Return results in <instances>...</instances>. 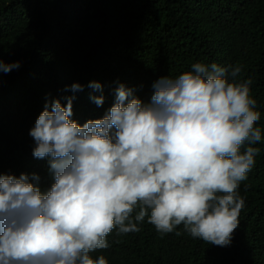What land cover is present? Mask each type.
I'll list each match as a JSON object with an SVG mask.
<instances>
[{
    "label": "clouds",
    "instance_id": "obj_1",
    "mask_svg": "<svg viewBox=\"0 0 264 264\" xmlns=\"http://www.w3.org/2000/svg\"><path fill=\"white\" fill-rule=\"evenodd\" d=\"M20 67L0 60V74ZM241 72L195 62L154 81L147 102L120 84L103 117L83 125L73 104L85 86H65L73 94L65 103L46 100L28 134L51 183L42 190L35 173L0 174V264H109L93 253L145 221L160 238L230 246L246 204L240 187L264 143L252 80ZM87 87L102 107V84Z\"/></svg>",
    "mask_w": 264,
    "mask_h": 264
},
{
    "label": "trees",
    "instance_id": "obj_2",
    "mask_svg": "<svg viewBox=\"0 0 264 264\" xmlns=\"http://www.w3.org/2000/svg\"><path fill=\"white\" fill-rule=\"evenodd\" d=\"M0 60L21 63L0 74V174L35 173L42 190L49 165L33 157L28 133L46 100L65 103L73 83L85 86L73 104L83 125L103 117L120 84L147 102L154 81L195 62L239 65L264 129V0H0ZM93 81L103 86L102 107L89 99L101 95L87 87ZM254 147L260 153L240 187L246 204L230 246L160 238L145 221L138 233L109 234L111 246L93 256L109 264H264V143Z\"/></svg>",
    "mask_w": 264,
    "mask_h": 264
}]
</instances>
